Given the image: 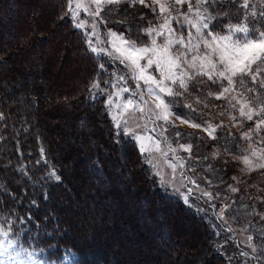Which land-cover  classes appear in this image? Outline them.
<instances>
[{
	"label": "rangeland",
	"instance_id": "obj_1",
	"mask_svg": "<svg viewBox=\"0 0 264 264\" xmlns=\"http://www.w3.org/2000/svg\"><path fill=\"white\" fill-rule=\"evenodd\" d=\"M9 1L6 5L0 3V52L2 49H6L7 46L13 45L16 41L19 49L16 51L12 46V50L18 53L11 58L9 64H2L0 71L3 75V78L0 79V111L5 112V119L0 120V154L5 157L3 161L6 168L3 175L13 179H17L18 175L13 170V166L10 165L12 162H9L12 152L10 150L6 151L5 148L10 149L14 145V154L18 155L21 159L22 144L19 145L17 143L18 139H22V143L26 141L29 143L31 138L37 137L33 135L36 132V128L40 129L43 134L45 133L47 137L41 136V138H46L49 148L53 152L51 156H47V160L49 161L48 166L55 167L58 175L59 171H61L64 178L61 188L53 190V199L50 207L56 211L60 219H67L68 227L73 232L67 235L64 232L54 234L57 235L56 239L59 236L61 238L64 237L66 244L71 246L62 247L59 253H56L55 249H52L47 255L48 257H56V259L51 261L44 258L46 252L43 250V247L40 248L38 245L39 249H35L34 245L29 241V245L26 244L24 237H22L23 232L26 231L20 230V235L17 236L13 235L16 229H20L17 225L16 229L9 228L7 225H0L3 232L7 233V235L0 237V248L5 249L3 259L6 261V264H69L71 260V256L68 255L69 253H75L80 264H83L80 260L81 253H83L86 264H100L96 260L101 259L107 251H111V256L117 258L119 263L115 262L116 264H215L202 251V237L198 233V230L192 229L193 226H190L187 216L180 217L176 211H172L173 208L171 210L169 207L159 203L156 200L155 192L154 196L150 194L151 192L148 194H138L135 197L132 196L131 193L134 192L135 183L138 182V184L142 185H138L139 189L142 188L144 193L148 189L152 192L156 190L158 195L161 193L177 202L183 203L179 197L170 195L172 192L171 187H168L166 190L161 185L160 177L155 174L152 166L146 163L145 156L141 155L134 140L123 135L120 137L111 136L108 132V137L114 138L111 141L116 144L115 148L118 149L117 152L105 146L107 140L104 132L108 131L107 127L104 129L99 128L95 120H89L90 124L86 125L87 128L84 127L85 124L82 126L79 120H77L78 124H74L76 115L68 109L69 107L44 110V113L39 115L40 110L38 111L37 107L39 103L44 102L47 95L55 96L59 92L68 91L70 87L81 86L87 62L85 59L79 58L77 51H66L71 43V36L64 32L61 24L55 25L57 18L61 15L59 13L62 10V13L67 10V0H63L64 4L60 5L58 14L56 13L57 8L55 10L54 0H25L24 4L21 5H13ZM84 2L90 3V0H84ZM146 2H150V0H146ZM242 2L243 0H237L235 5L230 6L228 0H220V4L214 7L218 11L235 12L239 9L242 16L244 12L240 8ZM253 3H255V0H249L250 6ZM91 7H94V5H91ZM108 7L117 8V10L108 13L106 23H100V17H96L102 36L108 29L116 31L118 34L124 33L125 36H128V28L122 21H126L133 28H147L149 22L153 24L159 23L155 19L151 8H145L143 5L137 4L133 8L129 7L127 3H123L119 6ZM181 11H187V4L183 5ZM106 12L107 8L101 12V16H105ZM18 18L20 19L18 20ZM80 19L86 21V29L76 28L70 16H65V22L63 19L61 23L69 30H75V35H79L80 39L85 42L84 32L85 30L91 31L88 25L92 23L93 18L81 11ZM41 20L49 24V30H45V26L42 25ZM232 22L237 23L239 21L234 19ZM224 23H227L226 18H224ZM25 24L29 26L27 33L25 32L27 30L24 26ZM172 27H177L175 22H173ZM183 32L186 36L187 29H184ZM29 34L34 35V37L32 42L26 43L23 40ZM63 35H65L64 38L66 40L60 41ZM132 39L137 40V34L133 33ZM140 41L148 42V37L142 32L139 33L138 43ZM85 45L87 46L86 43ZM104 47H108L107 43H105ZM86 50L91 53L88 47H86ZM91 54L96 60L95 68H97V73L99 74L94 79H98L101 88L106 90L103 94L97 92L96 99L102 98V106L105 108L107 94L112 91L109 84H106L105 81L111 82L113 80L112 73L121 74L127 70L118 61L113 62L106 56L102 59H96L95 55ZM53 57H56V60H54L53 65H49L48 63L50 62H46V60L47 58L52 60ZM100 63L105 64L106 71L102 72L99 69L98 65ZM46 68H48V71H46ZM66 74L68 81L65 84V81L61 79ZM261 79H264V76ZM201 80L206 81L207 78L203 77ZM91 82L87 84L91 85ZM42 84H46L50 89L47 87L41 88ZM249 86H252L250 78ZM128 87L135 91V83L132 80H128ZM29 90L31 91L27 93ZM209 90L217 92L220 89L217 85L211 84V82H208V87H204L203 84L199 88L190 87V94L180 97L173 111L181 115L182 118L190 117L196 123L211 121L213 124H219L223 122L226 126L224 131L231 132L233 136L237 137V141L232 144V148L235 151H232L230 154L226 153L219 133L217 134L216 141L211 140L205 131L189 127L188 124H182L175 116L171 117V121L175 124V127L164 125L163 122H157V124L160 127H168L166 135L172 141L174 147L177 146V142L181 144L193 143L192 154L191 157L185 160L184 171L187 172L189 177H192L199 183L201 189H204V185L200 183L202 179L208 182L212 176H216L217 179L226 181L225 184L218 186L215 191V194H219L218 199L225 195L231 194L230 196H233L231 200L223 202V205H221L222 207L226 204L230 205L225 210L224 219L220 220L217 218L215 220L214 217L216 216L214 213L219 212L222 208L221 206H216L214 213H210L207 210V212L198 213H202L204 217L215 225L211 220V217H213L218 225V229L222 228L220 225H228L224 227L225 230L221 229L223 233H220L223 236L226 234L225 231H227L228 227H231L234 231H238L241 239L240 245L231 243L233 247H228V240H224L225 246H220V250L217 246L222 255L228 258V264H264V256H261L259 250L254 254L260 256L259 260L240 255L241 251L251 253V249L247 247V237L249 235H252L253 239L254 237L256 238L252 241L253 244L260 245L264 243V238L257 231L258 229L264 230V220H261L259 215H250L253 207L257 213L264 214V168H257L251 172L248 171V167L243 164L241 159L243 155H247L248 153L240 151L241 148H247L248 144L239 139L241 131H247L249 128L254 127L255 121H246L243 129L239 126L233 127V121L229 118L226 101L206 96ZM43 91L46 93H43V96H41L40 93ZM32 92L36 93L38 97H32L31 103H23V95L27 94L28 96ZM127 95L125 94V97ZM91 97L92 92L88 94V98L91 99ZM197 97L206 103L208 107L205 108L204 103L197 104ZM74 98L68 96L66 99L72 100ZM185 104H192L195 111L190 112L187 107L183 106ZM3 107H7L9 114ZM46 109L48 108L46 107ZM221 112L224 114L221 115ZM201 113L203 115H200ZM61 114L63 116H60ZM233 114L238 116V113ZM107 116L111 121L108 112ZM39 119L42 120L41 123ZM152 126L149 123L148 127L151 128ZM113 129V132H116L114 127ZM159 130L158 127L157 131ZM176 131L192 133L193 139L189 140L181 136L177 141L175 136ZM260 135L264 136V131ZM7 136H9L8 144L5 142ZM125 139L134 144L140 162L142 163L143 161L147 164L149 172H147L146 176L145 172L142 171V175L146 177L143 178L142 176L143 180L139 176L141 173L138 172L139 175L135 176V174L127 172L132 165V157L129 156L127 151L123 152L121 149L122 140ZM253 140L255 141V137H253ZM39 144L42 143L39 141ZM197 145H200V147H197ZM47 147L45 145V148ZM161 147L163 148L162 138ZM257 147H264V145H258ZM217 150L220 156L213 159L211 153ZM113 151L117 153L115 154ZM109 152L115 154L112 159H110L111 154ZM185 153L183 150L178 151L181 157ZM195 155H200V158L194 159ZM171 156L172 154L169 153V159H171ZM62 158L65 160L64 164L62 163ZM23 159L27 161L30 157ZM250 159L254 164L262 162L256 157H250ZM158 163L165 174L164 179H169L171 169L166 166L163 159H159ZM21 165L25 167L26 163L21 161ZM97 165L99 171L95 172L93 169H96ZM228 169L231 172L229 175H225ZM113 170L114 173H111ZM198 170L205 172L204 175L200 177L197 172ZM47 171L45 172V176ZM101 171H104L102 175L99 174ZM179 171L180 169L178 168L177 172ZM207 172L210 174L205 175ZM23 173L27 175L25 171ZM109 173L111 176L107 178ZM14 176L16 177L14 178ZM233 176L237 177L238 180H233ZM16 183L17 180H14V184ZM228 185L239 188V191L236 193L229 191ZM0 189L3 190V187H0ZM183 189L181 188V191H184ZM7 201L8 196L0 191V214L8 216L11 213L10 219L15 221L19 209L22 210L23 202L22 200L15 201L18 206L15 207L17 209V212H15L9 208L6 210L2 207ZM150 204L151 211L153 210L151 215L148 213ZM191 204L195 211L197 208L203 209V206L199 205L196 199ZM48 207L49 205L47 204L45 208ZM210 214L214 215L210 216ZM54 222L57 223L55 226L60 227L58 221ZM41 224H43V221ZM47 225L48 227L50 226L49 223ZM49 230L52 232V227H49ZM73 233L74 241L68 242L66 236ZM92 233H95L94 244H92L89 237ZM224 237L228 238L226 235ZM74 243L77 246H81L79 248L81 249L79 251L81 252L80 254L74 248ZM12 244L15 245L14 249L9 248ZM196 248L200 250L198 254H189L197 251ZM91 252L98 253L95 259L90 256ZM106 257L104 256V258Z\"/></svg>",
	"mask_w": 264,
	"mask_h": 264
},
{
	"label": "snow or ice",
	"instance_id": "obj_2",
	"mask_svg": "<svg viewBox=\"0 0 264 264\" xmlns=\"http://www.w3.org/2000/svg\"><path fill=\"white\" fill-rule=\"evenodd\" d=\"M123 3L133 8L137 4L151 8L159 23L149 22L147 28H133L126 21H122L128 28V36L124 33L118 34L111 29H108L102 36L96 17H100V23H106L108 13L117 10V8L108 6H119ZM236 3L237 0H228L230 6ZM185 4H187V11H181ZM218 4L220 0H150V2L146 0H90V3H85L84 0H67V10L59 17L64 19L65 16H70L72 23L78 29H86V21L80 19L81 11L93 18L92 23L88 25L91 31L85 30L84 32L88 49L97 59L106 56L113 62L118 61L127 70L121 74L112 73L113 80L105 81L112 89L107 94L105 108L116 129L115 136L123 135L134 140L141 155L145 156L146 163L151 165L155 174L160 177L161 185L166 190L171 187L170 195L179 197L189 208L192 207L190 197L195 195L197 200L203 199L206 204L215 209L216 205L211 202L218 199L219 194L214 196L211 191L201 189L199 183L184 172L185 158L181 157L178 151L183 150L191 157L193 143L177 142V146L174 147L166 135L168 127H160L157 122L175 127L171 121V117L175 116L182 124L202 129L211 140L216 141L219 133L228 154L235 151L232 144L237 141V137L231 132L224 131L226 126L223 122L219 124H213L211 121L196 123L190 117L182 118L173 111L178 99L185 94H190V87L199 88L201 84L208 87V82L217 85L220 90L217 92L209 90L206 96L226 101L233 127L239 126L243 129L246 121H255L254 127L240 133L239 139L248 144L247 148L240 149L241 152L248 153L241 159L249 172L264 168V147H257L264 145V136L260 135L264 131V79H261L264 76V0H255L251 6L249 0H243L240 4V8L244 10L242 16L239 9L235 12L218 11L214 7ZM106 8L105 16H101V12ZM224 18L227 20L226 24ZM234 19L239 22L233 23ZM173 22L176 23V28L172 27ZM184 29H187L186 36ZM141 32L148 37V42L138 43ZM133 33L137 34V40L132 39ZM105 43L108 47H104ZM98 67L102 72L106 71L104 63H100ZM203 77L207 80L202 81ZM249 78L252 86H249ZM128 80L135 83V91L128 87ZM89 91L92 92L91 99L95 100L97 92L103 94L106 90L101 88L98 79H94ZM125 94H128L127 97ZM196 103L204 102L197 97ZM183 106L187 107L190 112L195 111L192 104ZM204 107L207 108L208 105L204 103ZM233 113H238V116ZM4 119V113L0 111V120ZM85 123L81 121L82 126ZM149 123L153 125L151 128L148 127ZM158 127L159 131H157ZM175 136L177 141L181 136L189 140L193 139L192 133L176 131ZM169 153L172 154L171 159H169ZM40 154L41 160L37 163L43 162L46 166L49 165V161L44 156L43 147L40 149ZM211 156L215 159L220 156V153L218 150L213 151ZM250 157H256L262 162L254 164ZM159 159H163L166 166L171 169L170 178L167 180L164 179L165 174L159 166ZM178 168L179 172H177ZM96 170L99 171L98 165ZM232 179L238 180L235 176ZM44 180L59 183L61 176L57 174L55 167L49 166ZM208 183L211 185L212 182L208 181ZM189 184L194 187H188ZM181 188L185 191H181ZM228 189L233 193L239 191V188L232 185H228ZM13 199L15 200V197ZM45 199H47V193H45ZM32 203L35 204V201ZM228 207L230 205L226 204L215 213L218 219H224L225 210ZM196 211L204 212L205 209L197 208ZM11 215V213L8 216L0 214V225L16 229L18 223L25 222L19 217L13 221L10 219ZM250 215H259L260 219L264 220V214L257 213L254 207ZM27 222L32 223V218L29 217ZM39 227L43 231L48 225ZM20 230L16 229L13 235H20ZM226 230L233 231L231 227ZM257 231L264 238V230L258 229ZM4 235L7 233L0 228V237ZM23 235L33 239L28 236L27 232H23ZM45 235L48 234L45 233ZM252 241L253 236L249 235L247 247L251 249V253L241 251L240 255L259 260L260 256L254 254L259 250L261 256H264V243L256 245ZM9 248L14 249L15 245L12 244ZM4 255L5 249L0 248V264H6L3 259ZM68 255L71 256L69 264H80L75 253Z\"/></svg>",
	"mask_w": 264,
	"mask_h": 264
},
{
	"label": "trees",
	"instance_id": "obj_3",
	"mask_svg": "<svg viewBox=\"0 0 264 264\" xmlns=\"http://www.w3.org/2000/svg\"><path fill=\"white\" fill-rule=\"evenodd\" d=\"M25 0H10L9 2L13 5H18V4H24ZM8 0H0V3H2L3 5L8 4L7 3ZM53 3L55 4V10L57 8V14H58V10L60 11V5L64 4L63 0H54ZM54 11V10H53ZM63 11V10H62ZM62 11L59 14H63ZM60 15V16H61ZM59 16V17H60ZM20 18H18L19 20ZM15 20V21H18ZM61 21H63V19L57 18V22H55L56 24H61L62 27L64 28V32L69 34L71 37V43L69 45V48L66 51H74L78 53L79 58H83L86 60L87 62V67L84 70L85 71V76L82 79V83L81 86L79 87H70L68 88L69 90L66 92H59L57 93V95H47L46 98L44 99V102L42 101L41 103H39L37 110H40L39 115H41V113H44V110H49L52 109L54 110L57 107L60 108H65V107H69L68 109L70 111L74 112V115H76V121L73 122L74 124H78V121H85V125L84 127H86V125L90 124L89 120H95L97 122V125L99 128L104 129V128H108L107 132H104V136L106 138V144L105 146L110 149V150H118L115 148L116 144L112 143L111 140H113L114 138H110L108 137V132L109 135H115L113 126L111 124L110 119L107 116V111L106 109L102 106V98L100 99H89L88 98V94L90 93L89 88L90 85H88L87 83H89L90 81H93V79L97 76H99V74L97 73V68H95V63L96 60L93 57V55L88 52L86 50V45L85 42L83 40L80 39L79 35H75V30L71 31L69 30L67 27H64V25L61 23ZM227 21V20H226ZM42 25L45 26V30H49V24L46 21L41 20ZM44 22V23H43ZM64 22H65V17H64ZM28 24H25V28H27V30H25V32H28V28L29 26H27ZM43 29V28H42ZM34 35L29 34L28 37L26 35L25 40L26 43L28 42H32ZM65 35L62 36L61 40L62 41ZM66 40V39H65ZM59 41V42H60ZM17 41L14 42V44L9 45L6 47V49H2L0 52V71L2 68V64H9L11 61V58L17 54L14 50L17 51L18 46H17ZM21 43V42H19ZM62 43V42H60ZM63 44V43H62ZM60 44V45H62ZM12 46L14 48V50H12ZM58 46V45H57ZM59 48V47H58ZM15 52V53H14ZM54 53V51H53ZM97 59V58H96ZM48 60V61H47ZM46 62H50L48 63L49 65H53L54 60H56V57H53V61L50 58H47ZM48 68H46V71ZM89 75V77H88ZM95 75V76H94ZM0 79L3 78L2 73H0ZM68 76L67 74L63 76V79H61L62 81H65V84L67 83ZM43 87H47L49 88V86H46V84H42L41 88ZM50 89V88H49ZM77 90V91H76ZM31 90H29L27 93H29ZM33 93V94H32ZM31 94H29L27 96V94H25V96L23 95V103H31L32 102V97H38V95L34 92H32ZM43 93L46 92H41V96H43ZM68 96L71 97H75L72 100L66 99ZM56 97V99H55ZM48 99L46 102L45 100ZM38 102V101H37ZM32 105V104H31ZM46 107L48 109H46ZM3 109L8 113L9 110L7 109V107H3ZM5 113V112H4ZM9 114V113H8ZM19 115V113H18ZM20 116V115H19ZM60 116H63V114H61ZM58 117V116H57ZM56 117V118H57ZM40 123H41V119ZM38 121V120H37ZM33 129V127H32ZM12 131V130H11ZM15 132V131H13ZM22 132V131H21ZM33 133V131H32ZM33 135H36L37 137L35 138H31L29 143L23 142L22 139H18L17 143L19 145L22 144L21 147V159L18 157V155L14 154L15 152V146H11L10 149H6V151L12 152V155H10V159L9 162H12V164H10L11 166H13V170L16 171L17 175V179H13V178H9L6 177V175H3L4 170H6L5 168V162L3 161V159L5 158L3 155L0 154V187H3V190L0 189V191L2 193H8L5 194L8 196V201L7 203H4L2 205V207H4L6 210L9 208L12 211L17 212V209H15V207L17 206V203L15 201L18 200H22L23 202V207L22 210L19 209L18 211V215L16 217L21 218L23 221H25L24 223H18L17 227H19L21 230L26 231L28 233V236L33 237V239L31 238H27L24 235L22 237H24V241L26 242L27 245L28 241L34 245L35 249H39L38 245L40 246V248H44L43 250H45V257L46 259L49 260H55L56 257H48L47 253L50 252L52 249H55L56 253L60 252V249L62 247H68L71 245H67L65 238H61V236H59L58 239L57 235H53L55 234H60L61 232H64L66 235L68 233L73 232V230L71 231L68 227V223H67V219H60L58 217V215L56 214V211L50 207L52 199H53V190L57 189L59 190L61 188V183L63 182V173L61 171H59V175L61 176V181L59 183L55 182V181H47L44 180V176H45V172L48 170L49 166L45 165L43 162L41 163H37V161L41 160V154H40V149L41 147L44 148V155L46 156V159H48L47 156H51V154H53V152L51 151V149L49 148V143L46 140V138H41V136H45V133L43 134V132L40 129L36 128V132L35 134L33 133ZM47 137V136H45ZM6 143L9 142V136L6 137ZM21 141V142H20ZM39 141L42 144H39ZM8 144V143H7ZM103 144V141H102ZM45 145H47L48 147L45 148ZM84 145V144H82ZM28 147H30V149H28ZM122 151L125 152L127 151L129 156L132 157V165L129 167V170L127 171L129 174H135V176H137L138 172L141 173L139 176L142 179V171L145 172V175L147 176V172H149L147 164L145 162L142 161V163L140 162L139 158H138V152L134 146L133 143L122 140ZM29 150V153H28ZM114 152V151H113ZM109 152V154H111V158L112 159L115 154L118 152ZM29 154V155H27ZM26 155V156H24ZM25 157H30L29 160L24 161L23 158ZM183 158H185V160H187V158L189 157L188 153H185L183 156ZM200 155H195L194 159H199ZM63 159V158H62ZM21 161L26 163L25 167H22L21 165ZM62 163H65V160H62ZM186 165V162H185ZM47 168V169H45ZM115 168V167H114ZM113 168V169H114ZM23 169V171H22ZM44 169V170H42ZM95 172H97L96 169H93ZM26 172L27 175H25L23 172ZM104 171H101L99 174H103ZM186 174L187 172L184 171ZM198 175L201 177L202 175H204L205 172L203 171H197ZM231 171L228 169L227 173L225 175H229ZM114 173V170L111 172ZM210 173L207 172L205 175H209ZM111 176V174L109 173V175L107 176V178H109ZM16 176H14L15 178ZM143 178H146L143 176ZM13 179V180H12ZM14 180H17V183L14 184ZM143 180V179H142ZM209 181H211V185H209L208 182H206L205 180L202 179V181L200 182L201 184L204 185V190L207 191H211L213 193L214 196H216L215 191L216 188H218V186H221L223 184H225L226 181L223 180H219L217 179L216 176H212L211 179H209ZM217 181V182H215ZM42 185V187H41ZM57 185V187H56ZM138 182L135 183V189L134 192L131 193L133 197L137 196L138 194H148L149 192H151L150 194H152L154 196V192L156 194V200L159 203H162L164 206L169 207L171 210L173 208L172 211H176L180 217L181 216H187L190 222V226H193L192 229L198 230V233H200L201 237H202V242H201V247H202V251L204 252V254H206L208 256V258L210 260H213L215 262V264H228V258L222 255V253L219 251L220 250V246H225L224 245V240H228L227 242H229L228 247H233L231 246V243H234V245H240L241 243V239L239 237V233L238 231H225L226 234H224V236L226 235L228 238L224 237L220 232L223 233V231L221 229L225 230V226H228L226 224H224L223 226L220 225L222 228L218 229V225L217 223L214 221V218L211 217V220L215 223V225L209 221V219H207L206 217L203 216L202 213H198L195 211V209H193L192 207L189 208L188 205L177 202L174 199H171L165 195H162L161 193L158 195L157 191H151V190H147L145 193L143 191V189H139ZM154 185V183H153ZM142 186V185H141ZM188 187H194L193 185H188ZM158 189V188H156ZM185 191V189H183ZM45 193H47V199H45ZM196 195H199V193H196ZM231 195V194H230ZM230 195H225L224 197L220 198V199H214L211 203L215 204L217 207H220L221 205H223V202H228L229 200H231L233 198V196ZM13 197H15V200L13 199ZM175 198V197H174ZM195 195L193 197H190V201L191 203L194 202ZM197 200V199H196ZM32 201H35V204L32 203ZM197 203L199 205L203 206V209H205V211H210V213H214L215 209L211 208L209 204H206L204 202L203 199L201 200H197ZM47 204L49 205L48 208ZM152 204V203H151ZM151 204L148 207V213L151 215L153 212V210L151 211ZM156 207V206H155ZM222 207V206H221ZM223 208V207H222ZM206 211V212H207ZM215 214V213H214ZM214 214H210V216H213ZM31 217L32 218V223H28L27 220L28 218ZM215 220H217V216H214ZM43 221V224H41ZM54 221H58V224H60V227L55 226L57 223ZM50 224L49 227H52L53 231L51 232L49 230V227H46L43 229V231H41V228L39 226L45 225V224ZM50 232V233H49ZM45 233H47L48 235H45ZM218 233V234H217ZM65 236V235H64ZM73 236L74 233L71 235L66 236L68 238V242H72L73 240ZM90 239L92 241V244H94V238H95V233L90 234ZM21 238V237H20ZM256 238L254 237L253 241ZM74 248L77 250V252L80 254L81 252H79L81 249V246H77L76 243H74ZM217 246L219 247V250L217 249ZM54 247V248H53ZM73 247V246H72ZM197 251L189 253L191 255L193 254H198V252L200 251L198 248H196ZM100 252V250H99ZM191 252V251H190ZM98 255V253H90V256H92L93 259H95V257ZM104 256H107L106 258H104ZM103 257H101V259L96 260L97 262H99L100 264H116L115 262H118L117 258L115 256H111V251H107L105 253ZM109 257V258H108ZM80 260L82 261L83 264H86V260L83 257V253H81L80 256ZM204 260V258H203ZM202 261V260H200ZM119 263V262H118ZM199 263V262H198ZM90 264V263H87Z\"/></svg>",
	"mask_w": 264,
	"mask_h": 264
}]
</instances>
